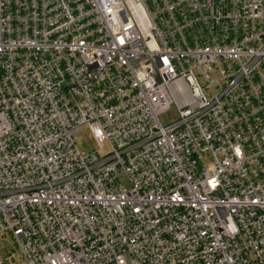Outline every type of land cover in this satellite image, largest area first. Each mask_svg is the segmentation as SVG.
<instances>
[{"label":"built area","instance_id":"obj_1","mask_svg":"<svg viewBox=\"0 0 264 264\" xmlns=\"http://www.w3.org/2000/svg\"><path fill=\"white\" fill-rule=\"evenodd\" d=\"M7 236L20 264H264V0H0V264Z\"/></svg>","mask_w":264,"mask_h":264},{"label":"rangeland","instance_id":"obj_2","mask_svg":"<svg viewBox=\"0 0 264 264\" xmlns=\"http://www.w3.org/2000/svg\"><path fill=\"white\" fill-rule=\"evenodd\" d=\"M178 119V113L175 107H172L170 111L160 117V122L163 125H168L173 123ZM75 144L76 148L79 150L81 154H90L93 152H97L100 148L92 138L88 129L83 128L76 136H75ZM107 150V147H106ZM120 183L124 188H128V182L125 177L120 179ZM3 246L9 250H13L12 255L8 251H4L5 258H11L13 264H20L19 254L15 249V245L12 239L7 236L5 239H2Z\"/></svg>","mask_w":264,"mask_h":264}]
</instances>
